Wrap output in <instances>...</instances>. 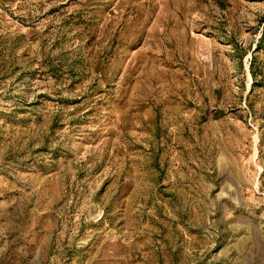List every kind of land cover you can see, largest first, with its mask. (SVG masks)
<instances>
[{"label":"rangeland","instance_id":"374dc122","mask_svg":"<svg viewBox=\"0 0 264 264\" xmlns=\"http://www.w3.org/2000/svg\"><path fill=\"white\" fill-rule=\"evenodd\" d=\"M0 264H264V0H0Z\"/></svg>","mask_w":264,"mask_h":264}]
</instances>
